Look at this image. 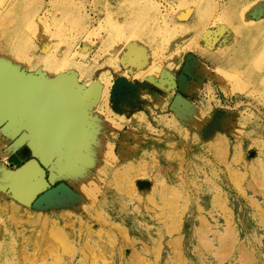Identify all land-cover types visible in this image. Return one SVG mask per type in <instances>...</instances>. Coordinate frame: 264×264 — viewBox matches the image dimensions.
<instances>
[{"label": "rangeland", "instance_id": "1", "mask_svg": "<svg viewBox=\"0 0 264 264\" xmlns=\"http://www.w3.org/2000/svg\"><path fill=\"white\" fill-rule=\"evenodd\" d=\"M0 91V264H264V0H0Z\"/></svg>", "mask_w": 264, "mask_h": 264}, {"label": "crops", "instance_id": "2", "mask_svg": "<svg viewBox=\"0 0 264 264\" xmlns=\"http://www.w3.org/2000/svg\"><path fill=\"white\" fill-rule=\"evenodd\" d=\"M31 161H37V160H28V161H26L24 164H27V163H29V162H31ZM14 164V163H13ZM23 165V164H22ZM21 165V166H22ZM37 166H39V165H37ZM40 170V169H39ZM39 172L40 171H38V173H36L37 174V176H38V181H37V179L35 180L34 179V177H31V176H29L28 178H26V179H28V183L27 184H25L26 185V187H29V188H33L32 190H33V192H35L36 190H38V189H41V188H44L47 184H48V181L46 180V179H42L40 176H39ZM31 177V179H29ZM22 180V179H21ZM37 183H39V185H41L40 187L38 186V188L36 187L37 186ZM31 185H32V187H31ZM36 185V186H35ZM36 188V189H35ZM54 191H53V189H46L45 190V192H43L42 194H41V199H44V200H48L49 199V197H50V195H52V193H53ZM40 199V200H41Z\"/></svg>", "mask_w": 264, "mask_h": 264}, {"label": "bare ground", "instance_id": "3", "mask_svg": "<svg viewBox=\"0 0 264 264\" xmlns=\"http://www.w3.org/2000/svg\"><path fill=\"white\" fill-rule=\"evenodd\" d=\"M4 92H2V91H0V104L1 103H5L6 101V96L3 94ZM31 97H32V102H33V99L36 101V102H38V101H42V100H45L44 99V93L43 92H41V91H39V90H32L31 92H30V94H29ZM31 97H29V98H31ZM35 111H39L40 109L39 108H35L34 109ZM55 122L57 123V119L55 120ZM59 122V121H58ZM50 135V136H49ZM62 136V135H61ZM57 134L55 133V134H53V133H46V135L45 136H43V138L44 139H46V140H49L50 141V139L52 140V139H57ZM43 138H42V140H43ZM63 138H65V136H62V138L61 139H63ZM43 154H45V153H43ZM28 169H29V167L28 168H25V171L27 172L28 171ZM31 187H32V185H31ZM34 188V187H33Z\"/></svg>", "mask_w": 264, "mask_h": 264}, {"label": "water", "instance_id": "4", "mask_svg": "<svg viewBox=\"0 0 264 264\" xmlns=\"http://www.w3.org/2000/svg\"><path fill=\"white\" fill-rule=\"evenodd\" d=\"M13 164V163H12ZM14 165V164H13Z\"/></svg>", "mask_w": 264, "mask_h": 264}]
</instances>
